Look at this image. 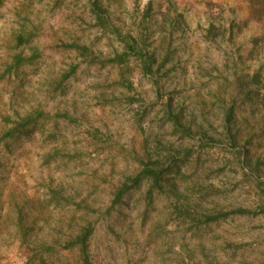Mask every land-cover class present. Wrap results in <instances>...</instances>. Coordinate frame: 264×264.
Instances as JSON below:
<instances>
[{
    "label": "rangeland",
    "instance_id": "374dc122",
    "mask_svg": "<svg viewBox=\"0 0 264 264\" xmlns=\"http://www.w3.org/2000/svg\"><path fill=\"white\" fill-rule=\"evenodd\" d=\"M101 3L108 28L89 0H0V264H82L67 244L89 223L91 264H264V107L237 86L258 74L264 95V21L247 0ZM114 29L153 55L152 79L134 53L99 65L70 49L111 58L124 51ZM19 53L33 57L10 68ZM32 111L29 135L2 138ZM149 157L172 166L163 192L150 201L143 181L115 201Z\"/></svg>",
    "mask_w": 264,
    "mask_h": 264
},
{
    "label": "trees",
    "instance_id": "16d2710c",
    "mask_svg": "<svg viewBox=\"0 0 264 264\" xmlns=\"http://www.w3.org/2000/svg\"><path fill=\"white\" fill-rule=\"evenodd\" d=\"M252 13L255 17L261 19L264 21V0H247ZM101 0H89L90 5V11L95 15L96 20L99 22L103 28H108V24H106L107 16L105 15V10L103 9L101 5ZM150 9V7H148ZM147 10V13L149 11ZM146 13V14H147ZM214 30L218 31V28L215 25H210L208 32L210 34L214 33ZM114 32L117 33V36L120 38V41L124 44V51L120 53H115L113 57L109 58H103L102 56L95 55L93 51L90 50V48L87 45H78L76 43H73L70 47V49L75 50L77 54L82 56L86 61L89 63H98L99 65H106L108 63L112 64H120L126 61L127 57L132 55L133 53L135 55H138L142 57V71L145 75H149L150 78H153V75L157 72V70H154V64L155 59L153 55L145 56L142 55L139 51H141L136 46V39L133 37H130L129 35L121 34L117 29H114ZM215 34V33H214ZM264 35V32H263ZM31 36V33H23L22 31L16 35V41L19 44H22L26 41H28L29 37ZM33 36V35H32ZM37 52V51H36ZM35 54V53H34ZM38 56V53L35 54V57ZM33 57V56H32ZM31 58H24L22 57L21 53L15 55L14 60L10 68L17 69L20 67L24 62L30 61ZM143 57H146L143 59ZM77 65L71 64L70 69L66 71L63 75H61L60 81L66 80L69 76H71L76 71ZM241 78H243L241 82H237V86H240V90L244 93L246 99L250 102L253 100L254 97L258 98V103L261 101V105L264 107V95H260V87L261 82L258 74H255L251 77H249L247 74H241ZM157 83V80L154 81ZM232 108L228 107L225 110V128L229 131L227 133V136L230 139V142L235 145V133L230 132V124L232 119ZM142 112V114H144ZM40 111H32L27 113L25 116L20 117L18 120L14 121V127L11 129H7L5 133L2 136V138H13L17 135H29L34 129L35 124L37 122V119L39 116H41ZM165 116L168 121H170L175 129L176 132H180L184 135V137L190 138L191 136H194L195 134L192 133L190 127L187 125H184L180 119L181 115L179 112H174L173 109H171V105L167 103V108L165 109ZM137 123L140 125V119H136ZM204 134H202L203 136ZM199 140L203 141V138L200 137ZM213 141V138L208 136L206 141L204 143H201L199 147L203 148L207 144L211 143ZM183 155L187 156L190 154L191 149L185 147L183 148ZM151 157H149L147 162H143L141 165V169L132 177H128L124 182H122L118 187L117 190L114 193V199L115 201L120 200L124 197V195H127L130 193L131 189L139 187L143 181L149 182V188L147 191L146 197L149 198L151 201L153 199V195L156 193H161L164 190V182H166L168 179L164 177V173L172 168V166L169 167H161L158 164V161H151ZM258 164L256 163L254 166L250 167L252 171H255L257 174H260V171L258 172ZM166 180V181H165ZM221 211H218L216 215L214 216H208L206 220L208 221H214L218 219L221 216H224ZM90 224V223H89ZM87 227H82L80 232L75 237H72L69 241L67 246H70L71 248H78V251L81 254V263L82 264H91L90 258L87 253V240L88 237L91 235L92 227L89 225Z\"/></svg>",
    "mask_w": 264,
    "mask_h": 264
}]
</instances>
